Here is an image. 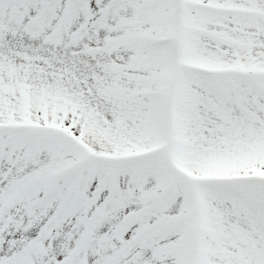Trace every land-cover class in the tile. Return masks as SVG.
<instances>
[{
	"label": "snow or ice",
	"instance_id": "obj_1",
	"mask_svg": "<svg viewBox=\"0 0 264 264\" xmlns=\"http://www.w3.org/2000/svg\"><path fill=\"white\" fill-rule=\"evenodd\" d=\"M0 264H264V0H0Z\"/></svg>",
	"mask_w": 264,
	"mask_h": 264
}]
</instances>
